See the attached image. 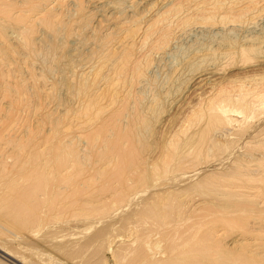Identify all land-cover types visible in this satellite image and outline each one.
I'll use <instances>...</instances> for the list:
<instances>
[{"label": "rangeland", "instance_id": "374dc122", "mask_svg": "<svg viewBox=\"0 0 264 264\" xmlns=\"http://www.w3.org/2000/svg\"><path fill=\"white\" fill-rule=\"evenodd\" d=\"M263 100L264 0H0V264H264Z\"/></svg>", "mask_w": 264, "mask_h": 264}, {"label": "bare ground", "instance_id": "6f19581e", "mask_svg": "<svg viewBox=\"0 0 264 264\" xmlns=\"http://www.w3.org/2000/svg\"><path fill=\"white\" fill-rule=\"evenodd\" d=\"M2 11V10H1ZM4 11V10H3ZM20 18V17H19ZM16 19V18H15ZM255 88V87H254ZM248 91H250V90H248ZM252 91V90H251ZM258 91V90H257ZM246 93V92H245ZM248 93V92H247ZM256 93V92H255ZM231 94V93H230ZM250 94V93H249ZM219 96H220V94H219ZM241 97H243V96H241ZM217 98H219V97H217ZM239 98V97H238ZM235 100V99H234ZM262 100V99H261ZM247 101V100H246ZM264 101V100H263ZM213 102V101H212ZM249 103V102H248ZM254 103V102H253ZM253 105V104H252ZM263 105V104H262ZM236 106V105H235ZM237 106L240 108V109H242V108H245V110H246V108L247 107H245V105L243 104V102H237ZM251 106V105H250ZM260 107V106H259ZM257 108V107H256ZM210 110L211 109H213V111H214V115H216L217 116V114H223V113H225L226 111H225V109H224V107L221 105V103H212V105L210 106V108H209ZM203 110V109H202ZM236 111H238V110H236ZM253 111V110H252ZM244 112H246V111H244ZM216 113V114H215ZM251 113V112H250ZM220 117V116H219ZM218 117V118H219ZM222 117V116H221ZM220 117V118H221ZM216 120V119H215ZM1 139V138H0ZM209 145V144H208ZM236 163V162H235ZM237 164H239V163H237ZM241 164H243V163H241ZM251 164V163H250ZM256 164V163H255ZM236 165V164H235ZM244 165V164H243ZM246 165V164H245ZM257 165V164H256ZM247 166H250L248 163H247ZM251 166H252V164H251ZM243 167V166H242ZM245 167V166H244ZM239 171V170H238ZM240 175L241 174H244V173H246V172H238ZM237 176V175H236ZM237 180V179H236ZM37 181V180H36ZM31 182V183H23V189H24V192H23V194H22V196L25 198V199H27L28 200V202L27 203H25V204H23V207L24 208H26L27 206H35V205H37V202L40 200V199H38L39 197H37V194H38V192H37V190L39 189V187H40V185L37 183V182ZM221 182V181H220ZM74 185V184H73ZM26 188V189H25ZM23 207L21 208V206H20V210L21 209H23ZM20 210H18L19 212H15V213H13L12 214V219H14L15 221H17V222H19V224L20 223H22V224H24V222H25V215H24V213H20ZM24 210V209H23ZM26 210V209H25ZM12 212H13V210H11ZM16 211V210H15ZM27 211V210H26ZM26 211H25V213H26ZM10 212V211H9ZM8 212V213H9ZM22 212V211H21ZM11 213V212H10ZM8 217H10V215L8 216ZM29 219V218H28ZM161 219V218H160ZM16 222V223H17ZM30 222V221H29ZM26 223V222H25ZM155 223H156V221H155ZM22 224H20L21 226H23ZM28 224V223H27ZM196 234V233H195ZM200 238V235L198 234V236H197V239H199ZM197 243H198V241L197 240H195L193 243H192V246H194V247H196V249H190V252H193V251H195V250H197ZM0 254H3V255H5L4 253H2L1 251H0ZM192 255V254H191ZM6 256V255H5ZM195 256V255H194ZM196 256H197V254H196ZM177 258H179V257H177ZM181 258V257H180ZM177 262V261H176Z\"/></svg>", "mask_w": 264, "mask_h": 264}]
</instances>
